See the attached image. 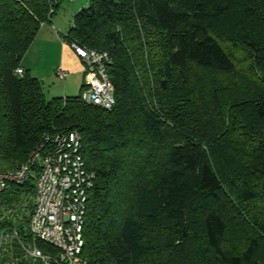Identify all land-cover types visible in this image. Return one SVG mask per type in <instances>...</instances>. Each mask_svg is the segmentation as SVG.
<instances>
[{
	"label": "trees",
	"instance_id": "obj_1",
	"mask_svg": "<svg viewBox=\"0 0 264 264\" xmlns=\"http://www.w3.org/2000/svg\"><path fill=\"white\" fill-rule=\"evenodd\" d=\"M65 1L0 0V172L18 170L45 137L76 132L92 175L86 264H264L260 42L238 33L226 45L197 0H89L64 40L108 55L115 106L46 100L14 72ZM34 179L0 193V229L14 201L31 209ZM28 220L17 231L30 241Z\"/></svg>",
	"mask_w": 264,
	"mask_h": 264
},
{
	"label": "built area",
	"instance_id": "obj_2",
	"mask_svg": "<svg viewBox=\"0 0 264 264\" xmlns=\"http://www.w3.org/2000/svg\"><path fill=\"white\" fill-rule=\"evenodd\" d=\"M70 46L85 66L81 100L111 110L116 101L112 84L105 73L108 55L82 49L75 43ZM14 74L23 78L25 70L19 67ZM55 77L64 80L67 73L58 69ZM32 176L35 179L28 220L30 241L22 240L17 229H3L0 250L7 237L11 236L19 239L23 258L33 263L86 264L82 257L83 232L92 175L81 155L80 136L72 132L45 137L18 170L0 172V193L11 185L28 184ZM37 243L50 246L55 253L43 252Z\"/></svg>",
	"mask_w": 264,
	"mask_h": 264
},
{
	"label": "crops",
	"instance_id": "obj_3",
	"mask_svg": "<svg viewBox=\"0 0 264 264\" xmlns=\"http://www.w3.org/2000/svg\"><path fill=\"white\" fill-rule=\"evenodd\" d=\"M89 0H68L67 13L56 14L50 24H44L29 49L22 57L20 67L36 79L42 86L44 95L51 98H67L80 95L85 84V66L64 37L68 33L69 14L74 16L88 5ZM69 7V8H68ZM68 21V22H67ZM62 69L67 73L64 80L55 77V72ZM14 201L1 217L12 223L4 229H18L23 225L30 210L25 203ZM28 228V223L24 226ZM2 229H0V233ZM24 240V239H22ZM27 241V240H25ZM0 264H33L21 255L19 239L8 236L0 250Z\"/></svg>",
	"mask_w": 264,
	"mask_h": 264
},
{
	"label": "rangeland",
	"instance_id": "obj_4",
	"mask_svg": "<svg viewBox=\"0 0 264 264\" xmlns=\"http://www.w3.org/2000/svg\"><path fill=\"white\" fill-rule=\"evenodd\" d=\"M198 2H201L202 5L207 10L208 16L212 20V32L214 34H218L221 37V41L224 42L226 45L229 43V39L231 37H236L238 33H246L247 35H250L249 37L251 39H255L260 42L261 47L264 48V22L260 21L261 18L259 16L260 12H264V8H261L260 6L257 7V4L254 2L253 5L248 0H197ZM67 3L68 0L63 2L61 8L58 10V14L63 15L67 13ZM246 5L251 6L252 10L251 12L244 13L243 7ZM88 5H86L84 8H86ZM69 8V7H68ZM260 11V12H259ZM76 14V13H75ZM74 14V15H75ZM73 17L69 14V27L68 31L73 27ZM244 44V41H243ZM237 51L242 53L243 50H241V46L239 44L236 45ZM205 78V77H204ZM226 84V82H225ZM224 85V84H223ZM227 85V84H226ZM225 86V85H224ZM46 100H48L49 97L45 95ZM202 110L198 111L200 116H212V112L209 114H203ZM212 113V114H211ZM208 123L212 121V117H207ZM199 242V241H198ZM195 240V243L197 245L198 243ZM22 255V250H21Z\"/></svg>",
	"mask_w": 264,
	"mask_h": 264
}]
</instances>
